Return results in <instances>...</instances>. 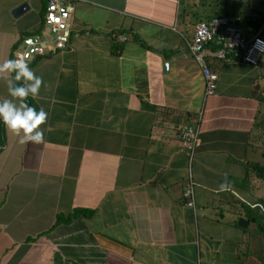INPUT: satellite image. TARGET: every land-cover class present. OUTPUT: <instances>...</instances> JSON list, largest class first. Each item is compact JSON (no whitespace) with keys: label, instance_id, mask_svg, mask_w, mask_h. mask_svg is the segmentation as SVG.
Returning <instances> with one entry per match:
<instances>
[{"label":"crops","instance_id":"obj_1","mask_svg":"<svg viewBox=\"0 0 264 264\" xmlns=\"http://www.w3.org/2000/svg\"><path fill=\"white\" fill-rule=\"evenodd\" d=\"M65 1L66 46L27 61L43 79L28 102L48 113L44 141L21 144L0 122V264H247V218L264 214V56L206 60L218 80L205 96L190 47L217 16L264 39V0ZM46 6L0 0V64L45 35Z\"/></svg>","mask_w":264,"mask_h":264},{"label":"built area","instance_id":"obj_2","mask_svg":"<svg viewBox=\"0 0 264 264\" xmlns=\"http://www.w3.org/2000/svg\"><path fill=\"white\" fill-rule=\"evenodd\" d=\"M70 8L65 0H47L44 24L47 32L37 38H27L23 41L24 49L16 54V58L27 61L32 56L45 53L46 46L63 49L69 37ZM236 18L213 17L195 26L190 53L202 69L204 78V95H214L217 88V74L206 63L208 59L219 61H241L256 67L264 56V39L260 36L247 38L235 28ZM261 42V43H258ZM15 58V59H16ZM198 130L188 126L180 134V143L190 152L197 144ZM186 206L195 209L193 182L189 174V181L183 192Z\"/></svg>","mask_w":264,"mask_h":264},{"label":"clouds","instance_id":"obj_3","mask_svg":"<svg viewBox=\"0 0 264 264\" xmlns=\"http://www.w3.org/2000/svg\"><path fill=\"white\" fill-rule=\"evenodd\" d=\"M261 43V42H258ZM264 51V49H261ZM0 81L7 88V97L0 98V122L7 130L19 138V143L40 144L44 141V128L48 113L31 106L29 97L39 95L42 77L29 66L26 59H6L0 64ZM229 187L227 179L219 185L220 191Z\"/></svg>","mask_w":264,"mask_h":264},{"label":"rangeland","instance_id":"obj_4","mask_svg":"<svg viewBox=\"0 0 264 264\" xmlns=\"http://www.w3.org/2000/svg\"><path fill=\"white\" fill-rule=\"evenodd\" d=\"M263 194L264 192L260 194V196ZM253 226L249 228V234L246 238L251 248L247 264H264V237L259 235L256 230L253 229ZM250 235H252L251 238H249Z\"/></svg>","mask_w":264,"mask_h":264},{"label":"trees","instance_id":"obj_5","mask_svg":"<svg viewBox=\"0 0 264 264\" xmlns=\"http://www.w3.org/2000/svg\"><path fill=\"white\" fill-rule=\"evenodd\" d=\"M257 171V175L261 179L262 186L264 187V166H258ZM259 202L264 206V199L259 200ZM247 220L249 221V223L255 224L257 233L264 237V214H262L260 210L256 211L254 214H250Z\"/></svg>","mask_w":264,"mask_h":264},{"label":"water","instance_id":"obj_6","mask_svg":"<svg viewBox=\"0 0 264 264\" xmlns=\"http://www.w3.org/2000/svg\"><path fill=\"white\" fill-rule=\"evenodd\" d=\"M27 8H28V7H27L26 4H23V5L19 6L17 9H15V10L12 12V16H13V17H16V16L22 14L23 11H24L25 9H27ZM163 69H164V71L167 70V65H166V64L163 65ZM237 225H238L239 227L245 229V228L247 227V225H248V222L245 221L244 219H239L238 222H237Z\"/></svg>","mask_w":264,"mask_h":264}]
</instances>
